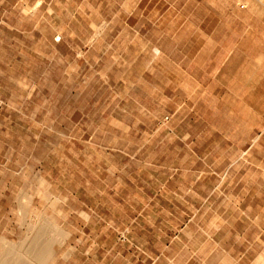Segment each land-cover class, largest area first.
I'll list each match as a JSON object with an SVG mask.
<instances>
[{
  "label": "crops",
  "instance_id": "crops-1",
  "mask_svg": "<svg viewBox=\"0 0 264 264\" xmlns=\"http://www.w3.org/2000/svg\"><path fill=\"white\" fill-rule=\"evenodd\" d=\"M128 3L136 36L161 37L151 51L179 57L164 55L161 82L154 72L150 78L147 117L153 124L139 128L134 99L129 131L151 135L125 153L135 166L130 195L121 197L117 187L108 197L121 203L100 201L82 211L83 237L74 240L87 246L81 252L76 246L35 260L264 264V0L121 1ZM26 117L0 99L4 230L11 228V206L19 214L26 196L25 141L11 135L26 129ZM165 117L169 124H155ZM21 176L24 183L13 189L11 180Z\"/></svg>",
  "mask_w": 264,
  "mask_h": 264
},
{
  "label": "rangeland",
  "instance_id": "rangeland-1",
  "mask_svg": "<svg viewBox=\"0 0 264 264\" xmlns=\"http://www.w3.org/2000/svg\"><path fill=\"white\" fill-rule=\"evenodd\" d=\"M121 1L0 0V99L27 115L26 129L11 133L15 142L25 141L26 196L19 214L11 206V228L0 229V241L35 239L50 257L74 251V240L83 237V210L100 201L121 203L108 197L117 187L129 197L135 166L125 153L151 135L129 131L134 99L139 128L153 124L150 78L154 72L161 82L164 55L179 57L152 52L149 45H162L163 38L136 36L132 4ZM23 183L22 176L11 180L13 189Z\"/></svg>",
  "mask_w": 264,
  "mask_h": 264
},
{
  "label": "bare ground",
  "instance_id": "bare-ground-1",
  "mask_svg": "<svg viewBox=\"0 0 264 264\" xmlns=\"http://www.w3.org/2000/svg\"><path fill=\"white\" fill-rule=\"evenodd\" d=\"M33 232L35 233L36 230H32L30 235H32ZM40 236L42 237L41 234ZM37 245L38 242L35 239L31 241L26 240L25 242L23 241L19 244H12L4 239L1 240L0 247L3 248L4 251L0 252V264H44L45 260L44 261L35 260V255L37 253H41L44 254L45 256L46 255L49 256V253L51 252L48 246L43 247ZM12 256H14L15 258H13Z\"/></svg>",
  "mask_w": 264,
  "mask_h": 264
}]
</instances>
